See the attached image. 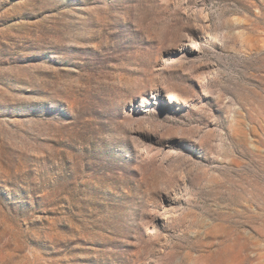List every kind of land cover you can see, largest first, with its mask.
I'll return each mask as SVG.
<instances>
[{
    "label": "rangeland",
    "instance_id": "374dc122",
    "mask_svg": "<svg viewBox=\"0 0 264 264\" xmlns=\"http://www.w3.org/2000/svg\"><path fill=\"white\" fill-rule=\"evenodd\" d=\"M0 264H264V0H0Z\"/></svg>",
    "mask_w": 264,
    "mask_h": 264
},
{
    "label": "bare ground",
    "instance_id": "6f19581e",
    "mask_svg": "<svg viewBox=\"0 0 264 264\" xmlns=\"http://www.w3.org/2000/svg\"><path fill=\"white\" fill-rule=\"evenodd\" d=\"M168 100L170 101H173L174 99V95L172 93H170L168 96H167Z\"/></svg>",
    "mask_w": 264,
    "mask_h": 264
}]
</instances>
